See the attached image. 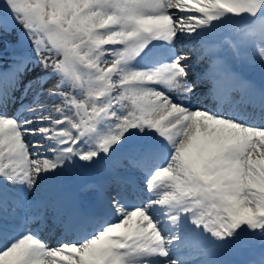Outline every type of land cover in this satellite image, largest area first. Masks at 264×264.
<instances>
[{"label": "snow or ice", "instance_id": "obj_1", "mask_svg": "<svg viewBox=\"0 0 264 264\" xmlns=\"http://www.w3.org/2000/svg\"><path fill=\"white\" fill-rule=\"evenodd\" d=\"M0 264H264V0H0Z\"/></svg>", "mask_w": 264, "mask_h": 264}, {"label": "rangeland", "instance_id": "obj_2", "mask_svg": "<svg viewBox=\"0 0 264 264\" xmlns=\"http://www.w3.org/2000/svg\"><path fill=\"white\" fill-rule=\"evenodd\" d=\"M83 175H84V173H83ZM80 177H81V176L79 175L78 178H77V180H78ZM77 180H76V181H77ZM244 256H245V254H244V255L232 256V257H230V259L238 260V261H239V259H242Z\"/></svg>", "mask_w": 264, "mask_h": 264}, {"label": "bare ground", "instance_id": "obj_3", "mask_svg": "<svg viewBox=\"0 0 264 264\" xmlns=\"http://www.w3.org/2000/svg\"><path fill=\"white\" fill-rule=\"evenodd\" d=\"M194 59V58H193ZM198 70V69H197ZM248 258V256H247V254H245V259H247Z\"/></svg>", "mask_w": 264, "mask_h": 264}]
</instances>
